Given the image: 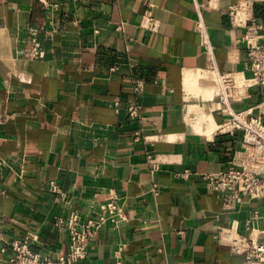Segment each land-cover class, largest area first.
<instances>
[{"label": "crops", "instance_id": "0c3cea01", "mask_svg": "<svg viewBox=\"0 0 264 264\" xmlns=\"http://www.w3.org/2000/svg\"><path fill=\"white\" fill-rule=\"evenodd\" d=\"M235 1L0 0V263L6 243L24 236L55 258L67 249L56 220L72 210L97 219L111 201L122 218L103 224L78 264H245L214 235L248 234L264 200L227 204L202 179L239 144L217 135L218 75L249 76L241 30L224 14ZM147 12L156 32L141 27ZM254 13L264 23V0ZM246 94L233 110L260 100L255 88ZM131 105L145 119H130Z\"/></svg>", "mask_w": 264, "mask_h": 264}, {"label": "built area", "instance_id": "2783aa9c", "mask_svg": "<svg viewBox=\"0 0 264 264\" xmlns=\"http://www.w3.org/2000/svg\"><path fill=\"white\" fill-rule=\"evenodd\" d=\"M260 1L237 0L224 10L231 27L241 30L236 43L244 49V72L249 76L218 75V102L223 106V120L217 129V135L237 137L239 144L229 150L225 169L205 173L202 179L206 189L227 204H233L240 197L264 200V23L254 13L255 5ZM43 4L48 5L45 1ZM141 27L156 32L158 22L147 12L143 16ZM196 32L201 52L213 60V45L202 20H198ZM33 45L32 57L41 58L42 52L34 40ZM133 88L141 92L142 82L135 80ZM250 88L257 90L260 97L258 103L245 110H233L230 100L241 101L247 95L246 90ZM140 109L139 105L129 106L127 111L130 119H145ZM138 136L139 133L136 132L134 139ZM48 188L51 193L64 200L65 195L54 182H50ZM102 208L105 214L97 219H87L83 222L79 212L72 210L64 218L56 220L55 226L66 231L67 249L59 252L55 258L33 250L36 238L24 236L6 243L10 255L0 264H78L87 258L88 246L103 224L107 221L116 224L123 216L121 208L111 201L105 203ZM257 222L264 225V205L261 209L251 212L246 222L248 234H241L232 226L221 227L214 238L229 247L232 252L243 255L245 264H264V227L256 228Z\"/></svg>", "mask_w": 264, "mask_h": 264}]
</instances>
